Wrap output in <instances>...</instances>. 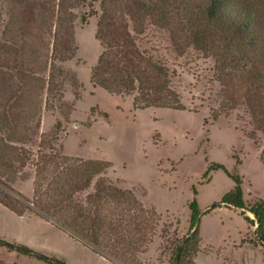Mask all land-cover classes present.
<instances>
[{
    "label": "rangeland",
    "instance_id": "1",
    "mask_svg": "<svg viewBox=\"0 0 264 264\" xmlns=\"http://www.w3.org/2000/svg\"><path fill=\"white\" fill-rule=\"evenodd\" d=\"M140 1L162 3V0H122V4L133 7V2ZM254 1L264 15V0ZM114 2L117 8H122L121 2ZM165 2L168 23L146 19V30L137 45L146 55L167 66L170 87L183 107L180 110L135 109L133 95L111 94L91 82L92 69L103 51L96 39L100 0H0V46L4 49L0 52V114L10 121L13 103H20V108L26 103L18 83L14 84L19 70L46 83L50 81L53 88L48 104L47 88L43 94L36 93L33 100L39 117L28 122L27 133L21 128L22 117L18 120L12 117L9 130L19 125L16 134L28 139L23 147L15 143V152L22 154L18 149L25 148L36 160L39 148L42 147L41 152H49L51 145L56 149L61 146L66 156L110 163L102 177L122 190L131 191L159 217L152 241L144 252L136 253L133 262L127 253L126 264H173L175 246L188 233L189 203L196 198L204 213L235 185L221 169L210 170L205 176L212 164H221L241 178L247 204L264 200V131L255 128L244 100L233 95L231 98L237 103L226 106L215 51L204 52L191 44L190 16L180 6L181 0ZM59 3L64 5L62 10ZM92 10L97 15L89 16ZM31 12L36 14L33 21L29 17ZM11 15H15L17 23L10 20ZM41 15L48 16L44 34H40ZM84 15L86 22L82 21ZM132 25L128 16L116 17L118 32L126 27L132 35ZM6 26L8 33L3 36ZM71 27L73 46L77 47L75 55L66 62L51 60L54 34L60 35L61 40L67 39ZM18 30L21 35L13 40L12 32L16 34ZM206 41L218 49L219 37L210 35ZM14 42L26 54L29 44L36 46L40 58L7 54V46ZM225 73L226 78L236 81L235 87H240L242 80L237 72ZM56 122L60 123L58 130ZM3 131L0 130V136L5 139L8 128ZM9 156L10 153L5 155ZM13 162L20 167L19 161ZM34 185L33 168L27 166L17 174L0 171V196L24 211L20 215L0 203V239L26 245L68 264H119L42 216L33 205L37 201ZM247 215L253 218L250 213ZM254 229L233 206L214 208L201 215L199 252L188 256L183 264H264L262 248L253 242ZM0 264L47 263L0 247Z\"/></svg>",
    "mask_w": 264,
    "mask_h": 264
},
{
    "label": "trees",
    "instance_id": "2",
    "mask_svg": "<svg viewBox=\"0 0 264 264\" xmlns=\"http://www.w3.org/2000/svg\"><path fill=\"white\" fill-rule=\"evenodd\" d=\"M114 1L116 0H100L101 14L96 24V39L100 41L103 51L92 69L91 82L111 94L133 95L135 109L150 107L182 109L178 94L170 87L167 66L160 60L146 55L137 45L140 36L146 30L144 23L146 19L156 23H168L164 7L166 0H162V3L133 2V7L122 4V0H117L121 2L120 9ZM180 4L190 16L191 44L204 52L215 51L213 54L217 56L216 69L223 77L227 76L226 70H230L237 72L238 78L242 80L243 84L236 88L234 84L236 81L233 78L220 79L225 89L226 106L237 103L231 98L233 95L244 100L255 128L264 131V15L257 1L195 0L194 3L193 0H181ZM59 7L62 10L64 5L59 3ZM35 15L33 12L30 13L32 21ZM93 15H97L94 10L89 16ZM124 15L128 16L133 24L132 35L128 28L124 27L122 32H118L115 26L116 17ZM47 18L46 15L39 18L40 34H44L48 27ZM10 20L14 24L17 23L15 15H11ZM82 21H87L85 15L82 16ZM6 30L7 26L2 32L3 36L8 33ZM26 32L28 31H25V34ZM12 34L13 40L15 36L21 35L19 30ZM210 35L219 37L217 50L214 49L216 47L207 44L206 38ZM73 41L72 27L67 39L61 40L60 35L54 34L50 59L60 62L71 59L77 49L73 46ZM16 43L7 46V54L23 53L20 56H35L36 60L40 58L41 53L36 50V46L29 44L30 50L26 54L20 51ZM3 50L0 46V52ZM16 77L18 81L14 84L18 83L21 93L24 94L22 99L26 97V103L22 104L21 108L20 103L18 105L13 103L16 111L13 107L10 109L12 113L10 121H7L5 115L0 114V130L4 129L5 132L8 128L9 132L5 139L0 136V171L6 170L17 174L27 166L33 168L34 195H37V201L33 202V205L39 209L42 216L52 220L69 235L86 243L111 261L126 264L125 256L128 253L133 262L136 253L144 252L152 241L155 225L159 220L158 215L154 210L146 208L131 191L122 190L102 177V173L110 166L108 162L72 158L63 154L61 146L56 149L52 145L49 152H41L42 147L39 148L36 160L33 159L31 151L22 148L28 142L27 137L21 138V135L16 134L15 129L19 125L14 130L9 128L13 118L18 120L22 117L21 128L24 134L27 133L30 129L28 124L39 117L38 107L33 99H36L38 91L43 94L47 88L46 102L47 99L51 100L53 88L50 81L46 83L44 79L36 78L24 71L19 70ZM52 77L54 76L51 73L50 78L53 79ZM59 92L60 90L57 94L61 96ZM18 97L20 100L21 97ZM37 123L35 126H38ZM59 126L60 123L56 122V130ZM15 143L22 145L18 151L23 152V155L15 152L17 150ZM8 153L10 156L6 158L5 155ZM14 160L20 162L19 168L14 165ZM217 169L223 170L231 177L235 185L219 203L213 204L206 212L222 205L238 209L244 220L255 226L253 242L262 248L264 256V200L259 199L253 204H247L241 178L231 174L221 164H212L205 176L210 170ZM4 186L8 187L5 184ZM0 203L17 214L24 213L2 196ZM188 206L190 209L188 233L175 246L173 264H183L188 256H196L199 252V223L201 215L206 212L201 213L196 198H193ZM247 213L253 215V218ZM0 247L34 257L47 264H68L55 256H46L34 251L26 245L0 239Z\"/></svg>",
    "mask_w": 264,
    "mask_h": 264
}]
</instances>
